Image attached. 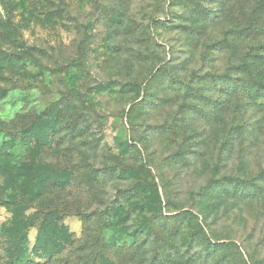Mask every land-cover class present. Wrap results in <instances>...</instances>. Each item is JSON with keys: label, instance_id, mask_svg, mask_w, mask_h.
Wrapping results in <instances>:
<instances>
[{"label": "rangeland", "instance_id": "obj_1", "mask_svg": "<svg viewBox=\"0 0 264 264\" xmlns=\"http://www.w3.org/2000/svg\"><path fill=\"white\" fill-rule=\"evenodd\" d=\"M46 209L99 264H264V0H0V264Z\"/></svg>", "mask_w": 264, "mask_h": 264}, {"label": "trees", "instance_id": "obj_2", "mask_svg": "<svg viewBox=\"0 0 264 264\" xmlns=\"http://www.w3.org/2000/svg\"><path fill=\"white\" fill-rule=\"evenodd\" d=\"M39 217V219H42V231H49V230H53L56 238V243L54 245H52L50 243V240L48 239V237H45L43 235L40 236V239H38L37 242V250L39 252H42V256H40L39 254L37 256L34 257H28L26 255V253H23V251H19L20 248V243L21 240H19L20 242L17 243V247H15V249L13 250V254L16 256L15 258V262H14V257L8 258L9 259V264H56L57 262L60 261L61 257H64L63 259H61L63 261L62 264H99V258L96 257L99 253L98 252H92L91 255H89V257H85L82 258V256L85 255L84 251H79V249L77 250H72V248H74V245L72 244V235L68 232V230L64 227L63 225V218L61 215H59L57 210H53V209H46L45 211H40L37 214ZM12 223L10 225V228H14V227H19L17 224ZM45 238H46V242L47 244H45ZM20 239V236H19ZM67 243V246L69 248V251L67 252L68 255L64 254V252L61 251V244L62 243ZM13 246V245H12ZM105 248L106 245H104ZM79 251L80 256L78 257V259L75 258H70L69 255H75L77 254ZM115 251L117 252V257H119L120 255L126 254V256L128 258L133 259V256H136L138 253V249L135 248L134 250H132L131 248H116Z\"/></svg>", "mask_w": 264, "mask_h": 264}]
</instances>
